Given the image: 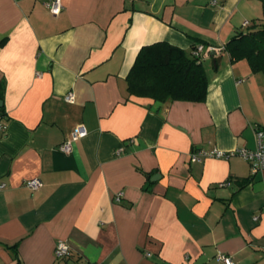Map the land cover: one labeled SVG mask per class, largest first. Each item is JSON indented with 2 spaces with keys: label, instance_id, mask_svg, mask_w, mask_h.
<instances>
[{
  "label": "crops",
  "instance_id": "obj_1",
  "mask_svg": "<svg viewBox=\"0 0 264 264\" xmlns=\"http://www.w3.org/2000/svg\"><path fill=\"white\" fill-rule=\"evenodd\" d=\"M48 1L0 0V264H264V170L191 160L255 147L264 71L224 47L264 25L263 0H61L57 16ZM160 41L221 48L201 57L205 100L129 94Z\"/></svg>",
  "mask_w": 264,
  "mask_h": 264
},
{
  "label": "trees",
  "instance_id": "obj_2",
  "mask_svg": "<svg viewBox=\"0 0 264 264\" xmlns=\"http://www.w3.org/2000/svg\"><path fill=\"white\" fill-rule=\"evenodd\" d=\"M224 49L232 60L247 58L254 71H264V25L238 33ZM127 81L130 95L160 102L203 101L208 91L202 59L166 41L139 50Z\"/></svg>",
  "mask_w": 264,
  "mask_h": 264
},
{
  "label": "built area",
  "instance_id": "obj_3",
  "mask_svg": "<svg viewBox=\"0 0 264 264\" xmlns=\"http://www.w3.org/2000/svg\"><path fill=\"white\" fill-rule=\"evenodd\" d=\"M215 2V1H214ZM46 6L50 13L54 16H57L61 13L63 9V5L61 0H49L46 3ZM221 51L220 47H215L212 45H204V44H197L193 48V55L197 57H202L205 53H218ZM65 99L69 102L74 101V94L73 92H69L66 94ZM0 128L3 126L0 125ZM87 130L83 124H79L73 130L71 137L59 145V149L64 153H70L72 151V144L73 142L77 141L78 139L86 136ZM254 137H255V147L254 149H247V148H240L234 151H223L219 149L211 150V151H198L194 152L191 155L192 161H201L205 157H215V158H229L232 155H240L242 156L247 162H249L251 166L252 174L257 173L258 171L264 170V127H256L254 130ZM25 184L27 187L35 190L42 186V181L38 177H34L32 179L26 180ZM224 183H221L223 185ZM229 184V183H227ZM5 184L1 183L0 187H4ZM121 194L119 193L116 196V200L120 199ZM257 219V217H255ZM70 253V246L67 242L63 240H59L55 247V256L57 258H63L68 256ZM218 260L223 262L224 264H236L229 255L226 254H219L217 256Z\"/></svg>",
  "mask_w": 264,
  "mask_h": 264
},
{
  "label": "water",
  "instance_id": "obj_4",
  "mask_svg": "<svg viewBox=\"0 0 264 264\" xmlns=\"http://www.w3.org/2000/svg\"><path fill=\"white\" fill-rule=\"evenodd\" d=\"M214 55L216 54V53H213ZM218 60L220 61V58H218Z\"/></svg>",
  "mask_w": 264,
  "mask_h": 264
}]
</instances>
